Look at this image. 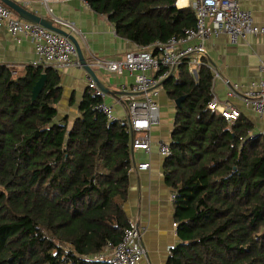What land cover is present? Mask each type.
I'll return each mask as SVG.
<instances>
[{
	"label": "trees",
	"instance_id": "trees-1",
	"mask_svg": "<svg viewBox=\"0 0 264 264\" xmlns=\"http://www.w3.org/2000/svg\"><path fill=\"white\" fill-rule=\"evenodd\" d=\"M83 1L139 48L181 37L195 23L175 0ZM175 72L163 86L175 106L163 177L179 243L166 264H264V140L244 118L228 124L207 108L206 67L197 79L184 65ZM59 83L51 68L12 76L0 67V264H110L98 255L132 227L124 212L128 127L108 123L89 91L76 118L58 119Z\"/></svg>",
	"mask_w": 264,
	"mask_h": 264
},
{
	"label": "crops",
	"instance_id": "crops-1",
	"mask_svg": "<svg viewBox=\"0 0 264 264\" xmlns=\"http://www.w3.org/2000/svg\"><path fill=\"white\" fill-rule=\"evenodd\" d=\"M13 1L48 20H50L48 10H51L53 16L73 22L78 34H73L72 37L78 43L86 63L92 70L96 69L95 59L113 60L137 49L136 45L117 37L106 18L95 14L83 0H48L46 4L41 0ZM235 1L239 3L241 9L251 13L256 25H264V0ZM180 8L186 6L181 5ZM205 48V64L212 65L220 75V79L213 85L214 95L219 101L224 102L229 100L227 94L230 87L238 86L235 92L237 96H233L231 102L240 117L252 124V135L262 137L264 140V120L242 99L248 85L263 77L259 74L258 67L264 64V34L246 36L235 45L229 43L227 36L219 35L206 42ZM34 60L35 53L31 40L24 36L13 37L0 25V67L9 69L11 73L17 75L31 66ZM98 71L101 74V78L97 76L99 81L113 92L111 96L106 94L105 102L113 107L117 117L122 118L124 109L119 101L124 93L123 89L132 84V78L126 72L118 76ZM58 75L61 98L56 107L57 118L66 117L72 120L78 116V107L84 94L88 92L87 74L80 67H71L59 71ZM160 89L157 103L158 100L162 103L168 102L164 110L171 111L170 117L166 118L163 125L159 122L152 127L150 153L133 154L128 196L124 206L126 217L131 226L138 228L145 248V257L139 264H166L170 250L179 243L176 227L173 226L172 191L165 184L163 177L165 160L158 155L155 146L157 141L171 138L175 106ZM164 110L161 113L167 116ZM139 163H148V170L137 171L136 165Z\"/></svg>",
	"mask_w": 264,
	"mask_h": 264
},
{
	"label": "built area",
	"instance_id": "built-area-1",
	"mask_svg": "<svg viewBox=\"0 0 264 264\" xmlns=\"http://www.w3.org/2000/svg\"><path fill=\"white\" fill-rule=\"evenodd\" d=\"M41 1L44 4L48 2ZM181 3L190 8L195 17L194 26L184 29L181 37H172L165 43L154 42L146 48L137 46V49L113 60L95 59L96 69L118 76L126 72L132 78V84L123 89L124 93L119 101L124 109L122 118L117 117L113 107L105 102L107 95L98 88L93 79L88 75L86 77L87 90L96 99L94 110L102 114L108 123L124 122L128 127L132 136L130 141L132 159L135 152L145 155L150 153V132L152 127L160 122L157 103L159 89L167 78L173 76L179 66H186L194 79H197L201 68L206 67L212 74L213 88L220 75L212 65L205 64L206 42L219 35H225L229 43L235 45L246 36L264 34V25H256L251 13L241 9L235 0H175L177 8L181 7ZM48 15L55 27L71 35L78 34L73 22L53 16L51 10H48ZM0 25L13 37L24 36L31 40L35 53L32 67H48L57 72L80 67L74 45L68 38L19 19L1 2ZM258 71L263 77L248 85L242 99L264 120V64L258 67ZM237 89L238 86L230 87L227 98L233 99V96H237L235 93ZM207 108L220 115L228 124L240 116L231 100L221 102L214 93ZM171 143V139L155 143L158 155L163 160L172 156ZM148 168V163L136 165L139 172H145ZM173 199L174 195H171V201ZM144 257L145 248L141 234L138 228L133 226L124 232L118 244L108 243L98 255L99 259H106L110 264H139Z\"/></svg>",
	"mask_w": 264,
	"mask_h": 264
},
{
	"label": "water",
	"instance_id": "water-1",
	"mask_svg": "<svg viewBox=\"0 0 264 264\" xmlns=\"http://www.w3.org/2000/svg\"><path fill=\"white\" fill-rule=\"evenodd\" d=\"M0 2L5 5L6 7H8L9 9H11L18 17L19 19L34 24V25H39L53 33H56L58 35H61L63 37L68 38L72 44L74 45V48L76 50V54H77V58H78V63L80 65V68H82V70L88 75L90 76L93 81L96 83V85L98 86V88L105 94L107 95H112L113 92H111L108 88H106L97 78L95 72L91 69V67L86 63L83 54L81 52V49L78 45V43L76 42V40L72 37L71 34L65 32L64 30L57 28L53 25L51 20H48L42 16L39 15H35L34 13H32L29 10H26L24 7H22L21 5H19L18 3L14 2L13 0H0ZM170 78V77H169ZM169 78H167L166 80H168ZM46 81V75L42 74L41 77L39 78V80L36 82L35 86L33 87L32 90V100H35L37 98V96L42 92V89L44 87ZM166 82V81H165ZM164 84V82H163ZM162 84V85H163ZM175 104H177V102H175Z\"/></svg>",
	"mask_w": 264,
	"mask_h": 264
},
{
	"label": "rangeland",
	"instance_id": "rangeland-1",
	"mask_svg": "<svg viewBox=\"0 0 264 264\" xmlns=\"http://www.w3.org/2000/svg\"><path fill=\"white\" fill-rule=\"evenodd\" d=\"M6 29V28H5ZM7 31V30H6ZM66 32V31H65ZM68 33V32H67ZM94 70V72H96V76H98V77H100L101 78V74H100V72L97 70V69H93ZM175 75H176V72H175ZM193 77V76H192ZM107 84V83H106ZM107 86H108V84H107ZM160 88H162V89H160V91L162 92V94L163 93H166V91H165V87H163V86H161ZM167 97V96H166ZM158 99V98H157ZM167 99H168V97H167ZM229 100H232L233 101V99H229ZM165 102V101H164ZM173 104H174V102H172ZM167 105H168V102H165V103H162L160 100H158V107H159V112H160V115H159V117H160V122H161V125H163L165 122H166V118H169L170 116V113L169 112H171V111H169L168 109L165 111L164 109L165 108H167ZM163 110L167 113V116H166V114L165 113H161V112H163Z\"/></svg>",
	"mask_w": 264,
	"mask_h": 264
},
{
	"label": "bare ground",
	"instance_id": "bare-ground-1",
	"mask_svg": "<svg viewBox=\"0 0 264 264\" xmlns=\"http://www.w3.org/2000/svg\"><path fill=\"white\" fill-rule=\"evenodd\" d=\"M180 5H182V3Z\"/></svg>",
	"mask_w": 264,
	"mask_h": 264
}]
</instances>
